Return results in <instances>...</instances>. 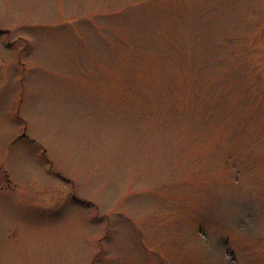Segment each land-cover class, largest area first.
<instances>
[{"label": "rangeland", "instance_id": "obj_1", "mask_svg": "<svg viewBox=\"0 0 264 264\" xmlns=\"http://www.w3.org/2000/svg\"><path fill=\"white\" fill-rule=\"evenodd\" d=\"M0 264H264V0H0Z\"/></svg>", "mask_w": 264, "mask_h": 264}]
</instances>
